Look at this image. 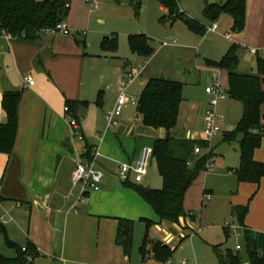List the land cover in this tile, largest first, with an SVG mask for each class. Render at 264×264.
Returning <instances> with one entry per match:
<instances>
[{"label":"crops","instance_id":"1","mask_svg":"<svg viewBox=\"0 0 264 264\" xmlns=\"http://www.w3.org/2000/svg\"><path fill=\"white\" fill-rule=\"evenodd\" d=\"M247 1L248 21L244 32L232 31L233 20L228 14L219 19L223 18L225 27L239 38L244 40L248 36L254 37V45L258 46L255 54L236 44L239 47V70L256 73L258 56L264 58V0ZM66 3L69 4L68 10H71L70 2ZM181 4V10L189 14L186 11L189 9ZM159 8L167 14L166 8L160 4ZM52 34L43 32L33 42L8 40L0 35V123L7 121L6 111L2 106L4 92L22 91L14 151L11 155L0 153V215L10 219L5 223L7 236L17 247L32 244L36 250L33 257L24 260L26 255L21 256L16 247L8 245L14 250H2L0 255L15 261L0 264H146L147 259L153 256L151 252L145 258L141 254L143 238L136 253L132 251L134 233L129 253L116 243L118 221H134V232L136 222H143L146 226L145 219L153 221L152 231L154 226H160L163 221H160L153 207L136 189L124 183L125 180L120 176V165L124 162L135 165L142 148L149 143L153 145L156 138L166 137L167 131L158 128L155 134L149 126H139L142 117L141 114L137 117V105H134L135 126L130 119L124 118L125 107L120 117L121 125L108 127L105 113L117 103L121 91L120 77L117 76L112 83V79L106 77L100 68H94L95 65L90 61L93 55L87 51L86 42L81 47L76 43V38L70 37L60 42ZM84 34L86 35L85 32ZM232 44L231 41L229 44H220L222 50L219 58L224 56ZM124 62L125 65H121V68L127 73L131 62ZM208 68L212 70V80L216 76L222 84V69L212 66ZM164 74L166 78L175 80L167 73ZM27 75L33 77L34 84L29 85L25 81ZM154 77L156 76H150L148 80ZM141 83L144 85L146 81L141 79ZM129 88L130 86L128 94ZM231 100L233 104L240 106L242 116L241 103ZM69 102L79 103L75 112L65 111ZM261 112L264 113V105ZM69 117H75L79 122V134L72 135ZM223 120L222 117L221 121ZM185 130V126H181L178 120L171 132L196 138L190 131L186 134ZM77 138L83 142L82 148L77 147ZM219 140L216 143L209 141L211 147H216V156L220 155L216 152ZM87 145L98 152L96 164L103 172V178L100 188L90 191L87 201L78 203L75 211L71 206L77 199L78 190L73 186L72 172L79 161L87 159L84 156ZM255 159L264 160V140L262 146L255 151ZM231 168L236 167H228L227 171L222 167L217 171L218 177L223 178L227 187L226 193L232 203L231 215L233 216L234 205L249 203L245 227L264 233V178L259 184L239 182ZM148 175L149 170L144 182L140 184L158 187L150 184ZM160 177L162 179L161 175ZM204 179L203 198L209 194L210 199H207L213 204L217 201L219 190L215 186H208L206 175ZM11 181L14 182V188L9 186ZM191 190L192 188L188 191L189 201L200 195L197 188ZM255 191L254 198L249 202ZM194 220L195 218L182 217L179 223L173 224L189 232L194 229L191 224ZM155 241L161 240L151 238L148 246Z\"/></svg>","mask_w":264,"mask_h":264},{"label":"rangeland","instance_id":"2","mask_svg":"<svg viewBox=\"0 0 264 264\" xmlns=\"http://www.w3.org/2000/svg\"><path fill=\"white\" fill-rule=\"evenodd\" d=\"M65 1H69L71 5V10L69 8L65 20L71 33L63 35L58 30L52 35L60 42L70 37L76 38V43L81 47H84L86 42L89 45H87V51L93 55L90 61L95 65L94 68H100L106 77L112 79V83L115 82L117 76L120 77L119 81L126 76L127 73L123 65H125L124 61L129 60L131 62L129 70L138 75L132 81L129 93L136 95L138 100L144 87L141 79L147 82L150 76L159 77L161 73H167L175 80L183 82L185 101L180 107L179 121L181 126H185V133L187 134L190 131L196 138H203L202 130L205 126V113L211 107L213 98L212 95L206 92V87L212 83L213 75L206 60H220L222 58H219V56L222 50V48L220 50V44L223 42L229 44V41H231L249 50L258 48L257 45H254V37L250 38L248 36L243 40L233 34L231 30H228L223 23V18L216 21L220 25L219 30H207L203 37L190 31L180 19L172 21L166 18L165 21H162V17L167 14L160 10L159 4L154 0ZM181 5L190 10L186 11L192 17L205 22L207 27L213 23L209 22L203 15L205 0H182ZM136 10H138V13H136ZM78 31L80 34L77 33ZM226 32L231 33L233 36L231 40L227 39ZM140 33L150 38V44L154 48L151 57L138 56L130 48L129 36ZM106 37L109 38V41L116 38L117 47L115 49L103 47ZM220 79L222 88L226 91L228 89L227 73L223 69L221 70ZM112 98H114V95H112ZM115 106L116 104L108 111L114 109ZM135 110L134 105L126 106L124 114V118L130 119L134 126L136 123ZM215 110L224 120L220 122L221 132L209 140L216 143L220 139L219 147L216 149V152L220 155L216 156L215 163L212 162L208 169L190 187L192 190L197 188L200 192L199 197H194L189 201L188 191L190 189L186 193L188 195L185 208L196 216L195 220L191 222L194 229L187 232L182 227H177L169 221H163L160 226H154L151 231L150 229L153 226L151 225L148 230V237L161 240L164 244L170 246L174 252L167 262H159L153 257H149L146 264H182V262H186V264H221L213 250L215 245L220 246L224 256L226 249L230 248L234 253L238 252L242 256L244 264L249 260L243 234L231 233L229 228H227L230 235L228 238L224 233L223 227L226 223L236 226L239 224L231 215L230 205L232 203L229 200V194L226 193L227 187H225L223 178L218 177L217 172L222 167L227 171L228 167L237 168L240 165L241 135L234 141H224L222 138L224 132L231 131L237 126L241 118V108L233 104L231 98L227 96L218 101ZM188 116L191 117L188 118ZM139 126L144 127L145 125L143 122H139ZM149 129L155 131V134L158 131L151 127ZM75 143L78 148H82L83 142L80 139L77 138ZM209 152L210 148L208 147L202 149L203 154ZM148 170L150 184L158 186L155 188H162L163 181L155 158L151 159ZM205 175L208 177V186H215L216 190H219L217 201L213 204L209 203L210 201L207 198H203ZM9 186L14 188V182L11 181ZM255 194L256 191L250 196L249 202ZM2 217L10 221L4 215H0V220ZM145 234V224L136 222L133 253H136L138 247H140ZM237 244L242 246L241 249H236ZM10 249L14 250L8 246L5 235L0 232V251Z\"/></svg>","mask_w":264,"mask_h":264},{"label":"trees","instance_id":"3","mask_svg":"<svg viewBox=\"0 0 264 264\" xmlns=\"http://www.w3.org/2000/svg\"><path fill=\"white\" fill-rule=\"evenodd\" d=\"M167 9V15L162 17L182 20L187 28L201 36L207 32V24L190 16L180 8L182 0H154ZM65 0H0V33L6 32L13 39L23 42H33L43 32L57 30L59 25L66 19L68 8ZM139 8V7H138ZM138 13V10H136ZM232 17V31L242 33L245 31L248 21L247 0H226L225 2H210L205 0L203 15L209 22H216L222 15ZM129 44L133 53L148 58L154 53L150 44V38L143 34H131ZM104 48L117 47V40L109 41L106 37L103 42ZM238 45L233 43L220 60L207 59L208 66L224 69L228 74V96L241 103L242 116L231 131L223 133L224 141H234L241 135L240 140V165L231 168L237 175L239 182L259 184L264 178V160L255 159V151L262 146L264 140V123L261 107L264 104V58H257V72L247 73L239 70ZM184 83L169 78L149 79L141 91L138 110L140 111L144 125L158 129L164 128L167 136L156 138L153 143V157L163 179L162 188H151L140 183L125 181L138 191L142 198L148 202L160 221L179 223L180 218L196 216L185 208L187 191L194 184L199 175L208 169L216 156L215 147H211L208 140L187 138L175 135L171 132L178 124L180 107L184 100ZM101 97V92L99 93ZM22 98L21 90H7L3 94L2 106L7 114V121L0 123V153L11 155L14 151L19 125V105ZM77 102H69L70 111L77 110ZM85 105V104H84ZM76 117V116H75ZM210 148V152L203 154L195 153V147ZM92 146L87 145L85 158H92ZM249 212V204L234 205L232 214L239 225L243 226L245 247L249 257L248 264H264V233L254 232L245 227V218ZM146 222V234L141 245V254L145 258L152 253L155 260L167 262L173 255L174 250L162 241L151 242L148 230L153 221ZM224 228L226 238L228 229ZM0 232L6 237L9 246L16 247L21 256L33 257L36 253L32 244H28L25 251L17 247L7 236L5 224L0 221ZM134 221L119 219L116 235V243L129 253L133 244ZM221 264H244L243 258L238 252L226 249L225 256L219 245L213 246ZM15 260L0 255V262L7 263Z\"/></svg>","mask_w":264,"mask_h":264},{"label":"built area","instance_id":"4","mask_svg":"<svg viewBox=\"0 0 264 264\" xmlns=\"http://www.w3.org/2000/svg\"><path fill=\"white\" fill-rule=\"evenodd\" d=\"M69 4L66 3V7ZM219 28V24L217 22L212 23L207 27V30L216 31ZM59 30V32L63 35H68L70 33V29L67 26L66 22L63 21L57 30H51L48 32L55 33ZM0 35L5 36L8 40H12L13 37L11 34L6 32H1ZM226 37L231 39V34L226 33ZM252 53H257V49H250ZM141 77V74L139 75ZM138 77L136 73L132 71L127 72L126 76L120 82V93L117 99V103L114 109L107 111L105 113V120L108 127H118L121 125L120 117L123 113L124 108L129 105H137L139 104V100L136 96L130 95L127 92L128 87L132 83V81ZM25 81L32 85L34 84V79L31 75L25 76ZM206 92L212 95L211 107H209L205 113V126L202 130L203 138H197L201 140H208L214 135L221 132L220 122L222 120V116L219 115L215 110V105H217L220 99H223L228 96L227 92L222 88V84L218 80L216 76L213 77L211 85L206 87ZM65 111L69 112V106H65ZM69 124L72 127V135H77L80 133V124L75 117H69ZM154 148L153 145H146L142 148L140 157L135 165L124 162L120 165V176L125 181H130L133 183H141L148 173V167L150 161L153 157ZM195 153H202V148L200 146L195 147ZM97 150L92 151V158L79 161L73 172H72V183L74 188L78 190V196L75 203L71 206L75 211L77 210L78 203H85L88 199V193L92 190H98L100 188V183L103 178V172L97 167L96 158H97ZM206 198L210 199V195L206 194ZM3 224L7 222L5 217H2L0 220ZM225 228H229L231 233L243 234V227L241 225H234L231 223H226L224 225ZM241 245L237 244L236 249H240ZM27 249L26 246L22 248L23 251ZM182 264H186V262H182Z\"/></svg>","mask_w":264,"mask_h":264},{"label":"water","instance_id":"5","mask_svg":"<svg viewBox=\"0 0 264 264\" xmlns=\"http://www.w3.org/2000/svg\"><path fill=\"white\" fill-rule=\"evenodd\" d=\"M159 79H166V75L164 73H161L158 77ZM140 116V111L137 113V117Z\"/></svg>","mask_w":264,"mask_h":264}]
</instances>
